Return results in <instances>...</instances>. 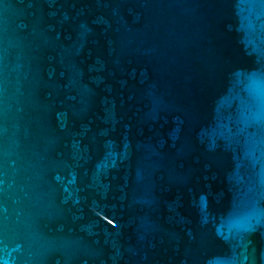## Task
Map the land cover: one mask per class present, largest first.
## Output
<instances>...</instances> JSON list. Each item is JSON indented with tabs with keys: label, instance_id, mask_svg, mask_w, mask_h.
<instances>
[{
	"label": "water",
	"instance_id": "water-1",
	"mask_svg": "<svg viewBox=\"0 0 264 264\" xmlns=\"http://www.w3.org/2000/svg\"><path fill=\"white\" fill-rule=\"evenodd\" d=\"M0 264H264V0H0Z\"/></svg>",
	"mask_w": 264,
	"mask_h": 264
}]
</instances>
